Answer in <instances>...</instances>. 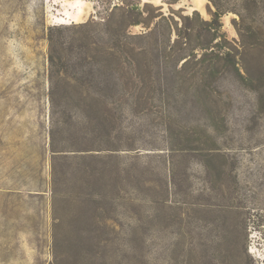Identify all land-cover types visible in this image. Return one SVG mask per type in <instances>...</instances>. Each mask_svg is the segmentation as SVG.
Segmentation results:
<instances>
[{
  "label": "rangeland",
  "instance_id": "rangeland-1",
  "mask_svg": "<svg viewBox=\"0 0 264 264\" xmlns=\"http://www.w3.org/2000/svg\"><path fill=\"white\" fill-rule=\"evenodd\" d=\"M223 0L258 13L240 62L244 83L219 71L193 80L164 58L165 27L133 39L113 60L115 94L106 158H59L50 149L49 28L134 20L200 10L208 0H0V264H262L264 261V4ZM114 6L118 8L114 9ZM114 11L112 12V10ZM174 12H176L174 14ZM241 40L230 11L222 17ZM82 29L66 30L74 47ZM139 63L135 70L131 61ZM141 75V83L133 78ZM137 95L129 106L118 95ZM204 129L217 141L203 142ZM215 148V149H212ZM262 215V216H261Z\"/></svg>",
  "mask_w": 264,
  "mask_h": 264
},
{
  "label": "trees",
  "instance_id": "trees-1",
  "mask_svg": "<svg viewBox=\"0 0 264 264\" xmlns=\"http://www.w3.org/2000/svg\"><path fill=\"white\" fill-rule=\"evenodd\" d=\"M208 1L214 6V9L210 8L209 19L195 9L189 14H181L184 23L175 29L170 22L174 20V15H166L160 9L159 14L154 15L153 19L157 20L153 25L145 20L130 22L131 25H146L147 31L139 34H127L126 28L113 29L109 25L110 20L104 23L103 29L91 27L97 23L96 20L49 28L50 149L54 174L59 158L82 162L106 158L104 147L108 142L115 104V94L111 92L114 87L113 60L122 64L126 48L136 52L135 43L131 40L156 37L160 26L165 27L167 32L164 58L166 56L176 72L193 80L192 88L205 86V80L215 77L219 71L231 72L244 83L252 82V75L246 67H241L240 62L245 58V51L252 46L248 39L256 35L254 22L259 17L258 13L224 9L223 0ZM245 2L249 8H259L258 0ZM230 11L239 16V20H235L241 37L239 42L230 39L224 29L222 17ZM76 28L82 29L83 42L74 47L66 30ZM131 65L135 70L139 69V63L133 62V59ZM132 80L133 84L139 85L141 75ZM138 97L126 92L118 95L119 100L129 106L139 104ZM203 133V142L211 139L217 144L208 129H204ZM263 222L264 218H260L259 229Z\"/></svg>",
  "mask_w": 264,
  "mask_h": 264
},
{
  "label": "crops",
  "instance_id": "crops-1",
  "mask_svg": "<svg viewBox=\"0 0 264 264\" xmlns=\"http://www.w3.org/2000/svg\"><path fill=\"white\" fill-rule=\"evenodd\" d=\"M2 152V150H1V147H0V153ZM1 160V159H0ZM0 169H1V164H0ZM0 186H1V184H0Z\"/></svg>",
  "mask_w": 264,
  "mask_h": 264
}]
</instances>
